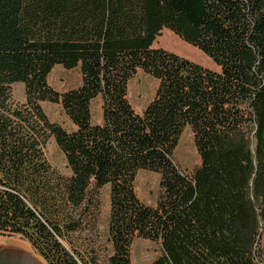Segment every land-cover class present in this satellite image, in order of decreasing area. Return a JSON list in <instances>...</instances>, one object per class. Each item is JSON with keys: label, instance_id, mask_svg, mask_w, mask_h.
<instances>
[{"label": "trees", "instance_id": "obj_1", "mask_svg": "<svg viewBox=\"0 0 264 264\" xmlns=\"http://www.w3.org/2000/svg\"><path fill=\"white\" fill-rule=\"evenodd\" d=\"M164 29L218 68L156 47ZM56 65L79 67L81 84L56 90ZM139 70L158 80L142 112L129 99ZM187 127L201 159L191 172L175 158ZM51 139L69 174L50 162ZM141 170L160 175L155 205L137 194ZM263 230L264 0H0V234L48 264H134L136 238L161 245L149 264H264Z\"/></svg>", "mask_w": 264, "mask_h": 264}, {"label": "rangeland", "instance_id": "obj_2", "mask_svg": "<svg viewBox=\"0 0 264 264\" xmlns=\"http://www.w3.org/2000/svg\"><path fill=\"white\" fill-rule=\"evenodd\" d=\"M155 46L173 51L205 66L216 69L218 68L215 62L208 55L202 52L199 48L184 41L169 29L163 30L162 34L157 38ZM81 82L82 74L79 67L68 69L63 65H56L49 75V83L59 92L76 88L81 84ZM157 87L158 80L143 70H139L138 73L130 80L129 99L136 111L142 112L145 109L154 97ZM15 92L19 100H25L24 84H16ZM102 103L103 101L101 97H97L92 102L93 122L102 121ZM42 104L52 121L60 123L68 130L76 128L61 103L45 101ZM46 152L53 166L61 172L69 174L70 171L67 166L65 155L54 139L49 141ZM175 158L181 167L189 172L193 171L201 162L200 155L194 141V134L190 127H187L184 130L180 138L175 152ZM135 188L142 201L150 205H155L160 191V175L153 171L141 170L137 175ZM100 199V240L101 243L109 245L107 241L110 213V195L108 185L101 188ZM0 240L3 241L4 245L2 246L16 248L23 251L26 250L24 247L16 243V241L28 244L32 250H34V252L38 254L46 264H48L46 260L32 247V245L20 236L0 234ZM161 252V245L158 242L144 238H136L132 244L131 259L134 264H149L160 256Z\"/></svg>", "mask_w": 264, "mask_h": 264}, {"label": "water", "instance_id": "obj_3", "mask_svg": "<svg viewBox=\"0 0 264 264\" xmlns=\"http://www.w3.org/2000/svg\"><path fill=\"white\" fill-rule=\"evenodd\" d=\"M0 264H46L43 260L36 259L27 251L16 248L0 249Z\"/></svg>", "mask_w": 264, "mask_h": 264}, {"label": "bare ground", "instance_id": "obj_4", "mask_svg": "<svg viewBox=\"0 0 264 264\" xmlns=\"http://www.w3.org/2000/svg\"><path fill=\"white\" fill-rule=\"evenodd\" d=\"M14 242H15V241H14ZM16 243H18L20 246L24 247V249H25L28 253H30L33 257H35L36 259L42 260L41 257H40L38 254H36V253L34 252V250H32V248L30 247V245L25 244V243H23V242H17V241H16ZM2 245H4V244H3V241L0 240V249H2V248H8V247H6V246H2Z\"/></svg>", "mask_w": 264, "mask_h": 264}]
</instances>
